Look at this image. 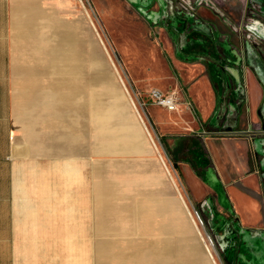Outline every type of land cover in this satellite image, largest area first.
Masks as SVG:
<instances>
[{
  "label": "crops",
  "instance_id": "1",
  "mask_svg": "<svg viewBox=\"0 0 264 264\" xmlns=\"http://www.w3.org/2000/svg\"><path fill=\"white\" fill-rule=\"evenodd\" d=\"M67 1L0 0V264H212V260L207 262L206 247L201 248L190 234L192 226L201 236L194 216H178L174 223H158L157 231L165 239L155 250L117 252L115 239L103 237V258V254L99 255L103 247L98 240L99 217L92 216V207L87 217H67L65 185L59 171L57 176L51 175L49 165L28 156L19 126L24 118L22 113L31 119L37 109L63 117L64 131L46 138L47 142L41 143L45 149L53 146L58 151L62 147L65 154H76L80 138L72 127L77 116L89 108L92 117L101 122L100 130L107 139L103 149L131 148L127 140H118L108 125L114 110L125 113L124 105L116 102L119 91L110 86L114 101L104 108L92 88V66L96 65L92 46L83 44L87 54L80 57L78 38L67 41V32L75 29V19L58 12L66 8ZM242 2L248 4L249 0L221 4L226 18L239 30L247 16L242 12ZM23 11L31 14L22 15ZM231 24L224 21L212 27L203 21L198 30L205 36V32L213 34V30L230 35L223 45L230 48L229 53H237L241 70L234 65L228 67L230 71L213 73L205 63H186L175 56L177 107L169 110L159 105L153 112L165 132H170L171 127L181 132L182 145L189 155L181 159L182 174L193 197L208 196L212 202L209 194L213 191L217 196L225 192L229 198L235 211L233 218L247 239L246 255L238 259L245 264H264L263 143L256 137V132L264 129V63L261 52L252 43L234 40ZM86 59L90 61L89 68ZM42 76L48 77L45 86L41 85ZM224 77H229L231 83L228 92L217 85ZM179 86L184 87L183 93ZM155 87L168 91L163 82L157 81ZM128 128L137 139L136 146H140L138 130ZM192 131L196 134L188 138ZM191 161L197 165L196 170ZM174 205L166 198L138 200L140 234L152 231L156 214L178 215ZM220 218L223 223L229 221L225 216ZM178 232L181 236L176 240L167 238ZM226 234L220 240L228 251L231 245ZM260 249L263 254L259 259Z\"/></svg>",
  "mask_w": 264,
  "mask_h": 264
},
{
  "label": "rangeland",
  "instance_id": "2",
  "mask_svg": "<svg viewBox=\"0 0 264 264\" xmlns=\"http://www.w3.org/2000/svg\"><path fill=\"white\" fill-rule=\"evenodd\" d=\"M228 1L232 0H68L66 8L58 11L62 16L75 19V29L67 32L66 40L78 38V55L83 57L87 54L83 44L92 46L93 64H96L92 66V88L104 108L114 101L109 93L110 86L119 91L116 102L124 105L125 113L114 110L108 125L118 140L129 142L131 148L126 151L103 149L107 139L100 130L101 122L92 117L91 108L77 116L72 127L80 138L76 154H65L62 147L58 151H54L53 146L43 148L41 143L47 142L46 138L61 135L64 131L63 117L37 109L31 119H26L20 109L18 92L19 110L24 117L19 130L28 156L41 161L44 166L49 165L51 175L57 176L59 171L60 181L62 179L65 185L67 217H87L92 207V216L99 217L98 240L103 244L99 255L103 254V258V237L115 239L117 252L129 253L138 248L142 252L149 248L155 250L165 239L164 234L157 231L158 223H174L178 216H194L202 239L192 226L190 234L196 237L201 248L205 244L210 248L212 256H206L208 263L214 260L212 264H245L238 258L246 255L247 239L233 218L235 211L229 198L225 192L217 196L212 191L209 208L208 196L203 199L193 197L182 174L181 159H187L189 155L182 145L181 132L173 127L169 128L170 132H165L158 125L153 109L159 105L149 97V92L157 87L155 84L159 81L166 84L168 91L157 89L178 101L174 91L178 87L177 70L173 64L175 56L186 63H205L213 73L228 68L230 64L224 63L222 50L214 41H217L216 32H205L208 35L205 36L198 30V24L203 21L212 27L224 21L231 24L221 6L224 3L230 5ZM241 4L243 14L247 15L244 22H248L250 3ZM30 14L23 11L22 15ZM17 63H20L19 59ZM86 63L88 67L90 61L86 59ZM229 77L217 81L218 87L225 88V92L231 86ZM47 80V76H42L41 85L45 86ZM179 91L183 93L184 87L179 86ZM223 98L226 100L225 94ZM221 117L222 113L219 119ZM128 125L138 130L140 146H136L137 139L132 136ZM194 134L195 131L188 133V138ZM61 159L64 160V172L61 171ZM191 162L196 170L197 165ZM146 198L171 200L179 214H156L151 223L154 224L152 231L140 234L137 202ZM220 216L229 221L221 222ZM225 233L229 236L226 240L232 248L227 249L230 253L220 240ZM179 236L178 232L167 238L176 240Z\"/></svg>",
  "mask_w": 264,
  "mask_h": 264
},
{
  "label": "flooded vegetation",
  "instance_id": "3",
  "mask_svg": "<svg viewBox=\"0 0 264 264\" xmlns=\"http://www.w3.org/2000/svg\"><path fill=\"white\" fill-rule=\"evenodd\" d=\"M249 3H250L249 7L251 8H250V11L248 12L249 13L248 18L250 20L248 22H245V24H242V26L240 27V30H239V27H237V25L232 24L234 28L233 37H234V40L236 39L238 40V42L244 41V42L252 43L254 47L259 49L263 57L262 60H264V0H249ZM188 12H189L188 14L190 15V9ZM222 36H223L222 33L217 32L216 33L217 41L216 40L214 41L215 43H218V45L221 44L220 49L222 50V54L224 57L223 58L224 63H226L227 65L230 64L228 65V67L230 68H233L232 66L234 65H238L237 66L238 69L240 68L241 70V64H239L240 62L237 60V57H236L238 56L237 53L235 54L229 53L230 51H228V49L230 50V48H227L226 45H223L226 42V39H228L229 37H227L226 35H224L223 37ZM189 45L190 44L188 43L187 46ZM230 68L224 71L226 72L230 71ZM256 137L258 141L263 143L262 164L264 165V129L257 131ZM261 175H262L261 183H262V187L264 191V166L262 167ZM209 200L210 199H207V203H208L209 208H211L212 202ZM220 217L219 219H221Z\"/></svg>",
  "mask_w": 264,
  "mask_h": 264
},
{
  "label": "built area",
  "instance_id": "4",
  "mask_svg": "<svg viewBox=\"0 0 264 264\" xmlns=\"http://www.w3.org/2000/svg\"><path fill=\"white\" fill-rule=\"evenodd\" d=\"M149 97L158 105L164 106L169 110L177 107V100L172 95H167L159 89H152L149 92Z\"/></svg>",
  "mask_w": 264,
  "mask_h": 264
},
{
  "label": "bare ground",
  "instance_id": "5",
  "mask_svg": "<svg viewBox=\"0 0 264 264\" xmlns=\"http://www.w3.org/2000/svg\"><path fill=\"white\" fill-rule=\"evenodd\" d=\"M135 110H136V109H135ZM136 111H137V110H136ZM140 118H141V117H140ZM141 119H142V118H141ZM262 245H263V244H262ZM205 247H206V252H207V254H208V255L210 254V256H212V255H211L210 248H209V247H207V245H206V244H205ZM262 249L264 250V247H263ZM263 250H261V249H260L259 256H258V258H259V259L261 258L262 254H263V253H262V252H263ZM258 258H257V259H258ZM213 261H214V260H213ZM258 261H259V260H258ZM214 263H215V262H214Z\"/></svg>",
  "mask_w": 264,
  "mask_h": 264
}]
</instances>
